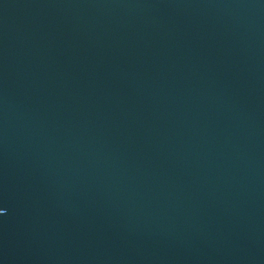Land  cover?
I'll use <instances>...</instances> for the list:
<instances>
[{"label": "water", "instance_id": "obj_1", "mask_svg": "<svg viewBox=\"0 0 264 264\" xmlns=\"http://www.w3.org/2000/svg\"><path fill=\"white\" fill-rule=\"evenodd\" d=\"M0 264H264V0H0Z\"/></svg>", "mask_w": 264, "mask_h": 264}]
</instances>
